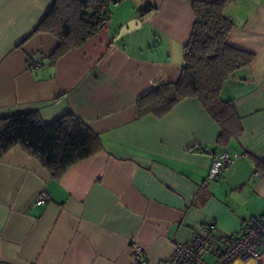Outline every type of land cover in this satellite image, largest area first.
<instances>
[{"label":"crops","instance_id":"1","mask_svg":"<svg viewBox=\"0 0 264 264\" xmlns=\"http://www.w3.org/2000/svg\"><path fill=\"white\" fill-rule=\"evenodd\" d=\"M124 1L97 34L54 60L58 39L35 32L54 0H0V118L36 111L50 123L72 113L102 143L60 177L19 146L0 159V264H136L132 242L144 251L139 264H165L176 243L208 223L221 243L264 215V0L224 10L230 45L255 60L222 86L235 119L223 143L197 98L162 117L137 109L139 98L180 76L189 1ZM145 6L154 14L115 41ZM213 151L240 158L211 181ZM43 191L49 200L36 205ZM260 252L258 261L230 264H264V241Z\"/></svg>","mask_w":264,"mask_h":264},{"label":"trees","instance_id":"2","mask_svg":"<svg viewBox=\"0 0 264 264\" xmlns=\"http://www.w3.org/2000/svg\"><path fill=\"white\" fill-rule=\"evenodd\" d=\"M188 1L194 21L183 47L180 76L176 82L160 85L139 98L137 109L140 115L162 117L183 100L197 98L220 125L223 143L235 119L233 106L220 99L222 86L236 70L250 66L255 53L229 43L233 25L225 18L224 10L236 0ZM111 2L54 0L35 30L58 39L51 58L58 59L97 34L110 19ZM149 8L143 7L141 14L148 13ZM14 146L34 156L54 177L102 149L99 138L74 114L43 123L36 111L0 118V159Z\"/></svg>","mask_w":264,"mask_h":264},{"label":"built area","instance_id":"3","mask_svg":"<svg viewBox=\"0 0 264 264\" xmlns=\"http://www.w3.org/2000/svg\"><path fill=\"white\" fill-rule=\"evenodd\" d=\"M122 0H112L117 5ZM39 62H35L39 66ZM211 165L208 172V179H218L220 173L226 167L232 165L240 158L239 154L230 155L226 152L213 151L209 153ZM259 175L257 171L255 173ZM49 200L46 193L40 192L35 200L36 205H42ZM216 225L208 223L203 229L195 233L193 237L185 242H178L174 245L171 257L165 264H230L235 260L252 259L258 261L261 257L260 249L264 241V215L253 219L247 231L239 237L219 243L215 239ZM133 261L139 264L143 261V248L136 242L130 245ZM210 256L215 261L209 263L206 257Z\"/></svg>","mask_w":264,"mask_h":264},{"label":"water","instance_id":"4","mask_svg":"<svg viewBox=\"0 0 264 264\" xmlns=\"http://www.w3.org/2000/svg\"><path fill=\"white\" fill-rule=\"evenodd\" d=\"M154 14V11H150L149 13L145 15H141L138 18L130 19L128 20L119 30L118 35L115 37V41L118 40L120 37H122L125 34H128L134 30H137L141 27L142 23L147 21L152 15Z\"/></svg>","mask_w":264,"mask_h":264},{"label":"rangeland","instance_id":"5","mask_svg":"<svg viewBox=\"0 0 264 264\" xmlns=\"http://www.w3.org/2000/svg\"><path fill=\"white\" fill-rule=\"evenodd\" d=\"M125 4H126V1H124V0L120 1L117 5H114L113 3H110V12H111L110 19L116 13L117 9L120 8V7L122 9V7H124ZM117 35H118V33H117Z\"/></svg>","mask_w":264,"mask_h":264}]
</instances>
